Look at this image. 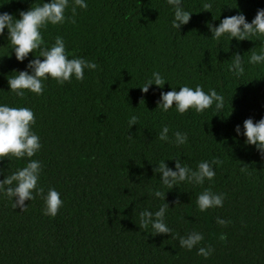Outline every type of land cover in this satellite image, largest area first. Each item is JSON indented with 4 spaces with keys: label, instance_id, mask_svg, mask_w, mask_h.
<instances>
[{
    "label": "trees",
    "instance_id": "obj_1",
    "mask_svg": "<svg viewBox=\"0 0 264 264\" xmlns=\"http://www.w3.org/2000/svg\"><path fill=\"white\" fill-rule=\"evenodd\" d=\"M44 2L50 0H0V13L19 19L21 11ZM209 2L211 10L203 11ZM85 3L86 9L77 6L75 23L66 19L41 29L44 45L61 36L69 59L97 64L85 69L83 81L73 76L61 85L49 77L42 95L26 90L16 96L8 79L31 74L27 65L39 50L17 61L7 29L0 35V106L30 108L41 143L31 158L0 160V180L38 160V187L45 195L55 189L63 201L51 217L43 214L40 196L25 201L21 211L12 207L15 198L0 193V264H264V157L243 135L244 120L264 117V63H248L253 51L264 50V37L237 41L225 34L217 40L208 27L237 14L251 23L264 0H181L192 14L179 30L172 27L174 8L167 0ZM72 5L69 0L66 18ZM233 54L244 62L240 77L229 71ZM153 72L166 83L144 93L140 87ZM198 85L222 95L223 108L214 103L181 115L175 105L167 112L157 107L161 92ZM133 115L138 121L129 129ZM165 125L169 140L161 141ZM175 132L186 133L187 142L176 145ZM175 159L193 170L202 161L222 163L212 165V181L180 182L169 190L153 169L164 161L175 171ZM205 189L224 194L223 206L201 212L196 200ZM157 190L166 192L165 200L153 195ZM164 203L172 234L139 228V214H154ZM218 218L230 223L221 226ZM191 232L204 239L187 250L178 237ZM209 246L208 258L197 255Z\"/></svg>",
    "mask_w": 264,
    "mask_h": 264
},
{
    "label": "clouds",
    "instance_id": "obj_2",
    "mask_svg": "<svg viewBox=\"0 0 264 264\" xmlns=\"http://www.w3.org/2000/svg\"><path fill=\"white\" fill-rule=\"evenodd\" d=\"M167 3L174 8V18L172 27L180 29L181 25H185L190 21L191 14L185 11L181 5V0H167ZM69 6V0H50L35 7H30L27 11L19 13V19H15L9 13H0V35L7 29L8 41L12 46L17 61H23L39 50V55L34 56L28 65L29 71H20L15 76L8 79L9 90L16 96L23 98L25 91H30L36 95H42L44 92L43 81L52 78L58 84L70 82L74 76L77 81H83L85 69L94 70L98 66L94 62L86 61L82 58H68L65 49V41L61 36L55 38L54 43L48 47L44 45L41 35V29L47 27L48 24H63L66 19L75 23V14L77 6L83 9L87 8L85 0H73L71 8L72 16L66 18L65 11ZM203 11H210L212 4L204 3ZM214 39L227 34L237 41L251 40L252 37H264V9H258L251 23L246 21L243 14H237L225 17L218 26L208 25ZM40 57L43 59L41 60ZM249 64L264 63V50L259 54L253 51L248 59ZM244 62L240 54H233L232 63L229 71L240 77L244 75ZM166 80L159 72H153L152 77L140 87L141 91L147 93L149 86L155 84L163 87ZM215 103L217 110L224 106V97L218 95L214 89H210L205 93L201 86L195 89L188 86L179 88V91L172 90L166 93L161 92L160 100L157 107L161 111L167 112L175 105L179 114L183 115L189 109H194L197 113H202ZM138 117L133 115L129 118V129L132 125L137 124ZM36 123L34 112L28 107H10L8 105L0 106V160L4 158H31L41 148L40 138L32 131V125ZM243 135L246 137V143L254 145L264 157V117L258 122H253L251 118L243 122ZM237 134L240 133V126L235 128ZM169 128L165 125L159 133L158 139L168 141ZM176 145H183L187 142V134L181 132L174 133ZM133 137L129 136V139ZM175 171L170 169L164 161L153 169L154 173L161 174V182L169 190L180 182H189L195 185H203L205 180L212 181L215 177V171L212 165H220L222 161L213 159L211 162L202 161L195 170L186 165H182L180 160L175 159ZM42 164L38 160L29 159V162L22 169H18L11 175L5 176L0 180V193H3L9 200H14L12 207L19 208L21 211L26 210L25 201H30L40 196L43 198L45 208L43 214L55 217L58 214L63 201L60 194L55 189L49 188L47 194L44 193L43 187H38V180ZM244 170V169H242ZM35 192V196L33 195ZM166 192L154 191L153 195L157 198L165 200ZM224 194H215L210 189H205L198 195L196 203L201 212L216 207H222ZM179 203L178 201L176 204ZM169 209V205L164 203L154 214L151 211H142L140 215L139 228L148 229L151 227V235L172 234V230L165 224V213ZM217 223L221 226H227L230 221L217 219ZM176 238V237H174ZM204 239L203 235L198 232H191L186 237H178L179 245L187 250H192L200 244ZM221 240L226 239L225 234L220 235ZM213 249L209 247H200L197 255L208 258L212 254Z\"/></svg>",
    "mask_w": 264,
    "mask_h": 264
}]
</instances>
